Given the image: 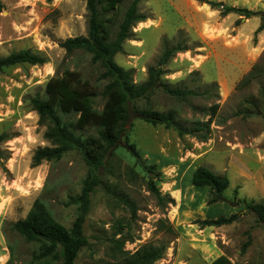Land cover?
Returning a JSON list of instances; mask_svg holds the SVG:
<instances>
[{
	"label": "rangeland",
	"instance_id": "obj_1",
	"mask_svg": "<svg viewBox=\"0 0 264 264\" xmlns=\"http://www.w3.org/2000/svg\"><path fill=\"white\" fill-rule=\"evenodd\" d=\"M131 1L120 6L119 16ZM213 1L255 14L223 15L199 0H138L146 18L133 26L115 62L142 82L164 47L181 41L185 50L167 60L163 79L208 93L177 99L158 91L151 100L160 112L172 110L184 127H202L178 135L173 127L130 117L121 144L106 169L98 171L101 184L89 194L82 226L87 243L73 264H125L143 246L161 245L166 249L153 264H207L219 255L237 264H259L264 258V222L247 206L264 207V0ZM0 2V57L28 49L45 59L0 70V264H59L33 260L38 243L26 241L13 223L39 198L70 227L78 212L73 199L91 169L75 150L32 165L33 151L48 142L30 99L42 96L47 81L66 70L79 72L101 91V68L89 54L66 53L59 45L86 35L84 0ZM103 102L96 97L95 107ZM76 117L62 115L63 120ZM198 166L228 177L222 200L212 201L209 187L192 184ZM150 179L163 202L149 190ZM231 215L236 219L228 224H203Z\"/></svg>",
	"mask_w": 264,
	"mask_h": 264
},
{
	"label": "trees",
	"instance_id": "obj_2",
	"mask_svg": "<svg viewBox=\"0 0 264 264\" xmlns=\"http://www.w3.org/2000/svg\"><path fill=\"white\" fill-rule=\"evenodd\" d=\"M125 1L84 0L87 11L86 35L67 37L59 42L66 53L85 52L90 55L92 64L99 65L101 72L97 80L104 82L101 91L82 79L79 72L66 70L47 81L42 96L37 94L30 99L39 123L45 127L43 135L48 142V145L38 146L33 151L32 165L59 160L66 152L75 150L81 153L91 169L83 181L79 195L73 199L78 212L70 227H65L57 221L39 198L33 201L23 219L13 223L14 230L26 241L38 243V251L32 255L33 260L47 259L57 261L59 264L74 263L79 250L87 243L82 226L90 208L89 194L102 182L98 171L106 169L114 155L113 150L121 144L126 135V125L132 115L153 125L173 127L178 135L192 134L202 127L199 124L196 127H184L176 121L172 110L160 112L154 109L151 100V96L158 91L177 99L208 93V89L200 91L186 86L171 85L163 79L167 60L174 53L185 50L181 41L164 47L157 63L147 67L146 79L142 82H135L132 70L123 68L115 62L114 57L122 51L123 42L131 37L133 26L146 18L138 11V0L131 1L119 16L120 6ZM199 1L220 10L223 15L238 13L248 18L255 14L252 10L226 5L221 1ZM1 9L0 2V11ZM260 29L262 25L258 27V30ZM44 62L43 56L24 49L0 57V70L20 63L34 65ZM98 96L104 100L100 109L95 107V99ZM71 114L77 116L75 120H63L62 115ZM127 146L138 162L142 163L135 146L133 144ZM191 182L195 186L209 187L213 194L212 201L222 200L223 192L229 185L226 175L215 173L205 166H198L194 170ZM147 186L156 194L158 201L163 202V196L159 194L153 179L148 180ZM247 206L264 222V207L261 204ZM235 219L236 215L220 216L204 220L203 224L218 226L231 223ZM165 249V245L143 246L132 254L133 257L125 258V264H153L162 257ZM10 261L5 264H10ZM209 264L236 263L225 255H219ZM259 264H264V258Z\"/></svg>",
	"mask_w": 264,
	"mask_h": 264
},
{
	"label": "crops",
	"instance_id": "obj_3",
	"mask_svg": "<svg viewBox=\"0 0 264 264\" xmlns=\"http://www.w3.org/2000/svg\"><path fill=\"white\" fill-rule=\"evenodd\" d=\"M218 257V256H217ZM215 259V258H214ZM212 261V260H211ZM211 261H209L207 264H209ZM232 262H234L233 260H231ZM235 263V262H234ZM237 264V263H236ZM242 264H244V263H242Z\"/></svg>",
	"mask_w": 264,
	"mask_h": 264
}]
</instances>
